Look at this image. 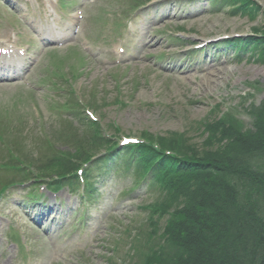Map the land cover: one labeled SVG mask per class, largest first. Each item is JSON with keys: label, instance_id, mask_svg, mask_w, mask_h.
I'll return each instance as SVG.
<instances>
[{"label": "rangeland", "instance_id": "1", "mask_svg": "<svg viewBox=\"0 0 264 264\" xmlns=\"http://www.w3.org/2000/svg\"><path fill=\"white\" fill-rule=\"evenodd\" d=\"M210 1L180 2L173 13L167 7L171 3L162 1L131 17L128 0H0V48L26 49L30 62L20 79L0 82V108L15 100L31 128L76 133L83 122L53 109L68 95L72 79L85 101L96 94L90 109L110 133L113 123L130 137L183 133L204 148L207 135L200 122L217 105L232 112L245 130L252 129L249 110L264 100V63L251 58L252 52L237 58L226 43L201 52L190 45L211 37H247L255 28L264 29V16L254 21L233 16L229 5L217 10ZM258 1L264 9V0ZM59 27L69 37L41 46L46 32ZM78 68L76 79L72 72ZM111 169L99 180L101 193L93 204L83 205L78 194L65 189L48 194L57 205L45 216L21 208L28 202L26 187L10 191L0 201V264L130 263L132 240L147 237L146 207L159 194L136 186L132 172Z\"/></svg>", "mask_w": 264, "mask_h": 264}, {"label": "trees", "instance_id": "2", "mask_svg": "<svg viewBox=\"0 0 264 264\" xmlns=\"http://www.w3.org/2000/svg\"><path fill=\"white\" fill-rule=\"evenodd\" d=\"M216 2L217 10L229 5L233 16L252 21L264 16L256 0ZM228 45L238 50V58L252 52L264 63V29L255 28L252 36L231 39ZM251 110L252 129L245 130L232 112L217 105L200 122L207 135L204 148L194 146L183 133L149 132L140 135L144 142L123 147L86 117L88 133L77 130L72 152L53 154L40 164L24 163L53 178L48 185L66 184L73 190L77 169L104 153V162L125 167L137 184L157 190L159 198L146 207L147 237H134L133 257L121 264H264V100ZM113 126L114 135H119L121 129ZM87 179L86 194L93 199L97 191L91 177Z\"/></svg>", "mask_w": 264, "mask_h": 264}]
</instances>
